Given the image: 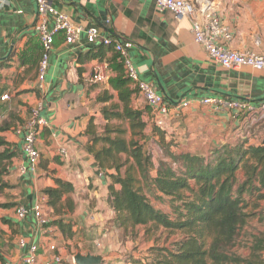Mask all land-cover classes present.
Segmentation results:
<instances>
[{"label":"crops","instance_id":"obj_1","mask_svg":"<svg viewBox=\"0 0 264 264\" xmlns=\"http://www.w3.org/2000/svg\"><path fill=\"white\" fill-rule=\"evenodd\" d=\"M3 1L4 6L0 7V264H23L28 249L20 247L21 238L28 245H38L37 264H46L60 250L67 249L71 241L64 239L57 225L39 226L32 216L18 218V207L40 204L52 221V210L46 205L43 190L55 185L54 178L70 181L75 186L70 196L76 209L68 218L74 222L78 239L94 240L99 245L96 235L106 224L110 228L105 229L104 236L113 232L114 211L107 203L110 178L99 176L101 169L86 148L91 138L89 126L101 134L107 125L130 129V122L103 112L119 102L118 93L110 84V78L115 76L108 63L112 51L91 49L84 33L76 44H68L59 33L54 43L44 48L39 34L29 31L37 22L36 0ZM211 1L212 9L231 31L233 38L227 46L264 54V0ZM54 2L76 27L86 29L97 25L104 35L124 42L143 79L169 102L171 113L167 117L153 111L137 94L131 102L134 109H147L143 115L146 134L160 154L159 135L153 132L155 126L166 131L167 140L174 141L173 152L205 158L223 145L235 144L243 138L255 144L263 140L264 127L246 113L238 114L201 101L218 96L261 104L264 71L243 67L229 73L218 65L206 64V51L195 40L190 18L175 20L170 11L159 9L156 0ZM42 52L50 54L53 69L41 84L38 62ZM102 69L107 78L95 81L96 72ZM107 91L114 97L100 100L107 96ZM5 94L9 98L2 100ZM184 102L190 106L182 108ZM39 103H43V114L49 119V126L38 136L42 159L35 170L23 173V139L16 130ZM161 119L163 125L158 124ZM61 148L67 149V156L60 154ZM87 252L103 254L92 249ZM64 264L73 263L65 260Z\"/></svg>","mask_w":264,"mask_h":264},{"label":"trees","instance_id":"obj_2","mask_svg":"<svg viewBox=\"0 0 264 264\" xmlns=\"http://www.w3.org/2000/svg\"><path fill=\"white\" fill-rule=\"evenodd\" d=\"M108 63L115 73L110 84L119 102L103 112L128 120L130 129L107 125L99 134L89 126L91 138L86 148L110 178L107 203L114 211L111 227L132 239L139 227H145V233L151 236L160 233L146 258L132 257L129 263L264 264L263 239L257 240L248 257L232 251L251 216L249 206L258 208L264 200V138L259 144L243 138L205 158L173 152L174 141L167 140L166 131L155 126L153 132L159 135L163 153L156 163L145 148L147 122L143 115L147 109L131 106L135 91L130 88L119 54L113 52ZM106 95L100 100L114 97L109 91ZM54 182L43 190L46 205L52 210L49 223L57 225L67 242L74 241L78 233L68 216L76 209L70 196L75 186L61 178H54ZM150 191L168 199L172 211L156 208L148 196Z\"/></svg>","mask_w":264,"mask_h":264},{"label":"built area","instance_id":"obj_3","mask_svg":"<svg viewBox=\"0 0 264 264\" xmlns=\"http://www.w3.org/2000/svg\"><path fill=\"white\" fill-rule=\"evenodd\" d=\"M157 6L163 11H170L177 21L185 18L192 20V31L196 42L201 44L205 51L206 57L204 62L208 65H218L226 72L234 73L240 71L243 67H250L257 71H264V54L254 50L241 51L232 49L227 43L232 40L230 29L223 23L221 15L212 9L211 0H156ZM4 1L0 0V7L4 6ZM37 22L29 28V31H35L39 34L40 40L47 48L54 43L57 34H63L68 44H76L82 33L85 34L86 44L91 49H100L118 53L123 60L126 72L130 78V88L135 94L141 96L143 100L157 114L167 117L171 113V106L163 94L158 92L142 77L138 68L130 58L129 47L119 39L106 36L102 33L97 25H92L86 29L76 27L71 17L57 8L54 0H36ZM51 22L53 23L50 27ZM53 69L48 52H42L38 62V81L43 83L47 74ZM107 78L104 69L98 70L94 76L95 81H104ZM9 98L8 94L1 96L2 100ZM202 104H212L218 108L228 109L238 114L246 113L257 124L264 126V102L254 105L250 102L230 99L225 100L218 96L204 98ZM190 106L189 102L182 103V108ZM44 105L39 103L31 110L30 117L26 122L17 128V133L22 135L23 144L22 152L25 158V164L21 166V171L35 170L40 159L41 152L38 148V136L42 129L49 126L48 117L43 114ZM90 119H87L89 121ZM159 125L164 124L161 119ZM60 154L67 156L68 151L61 148ZM104 172L99 173L104 177ZM17 216L20 219L34 217L39 226L49 224V219L43 213L40 204H35L31 208L24 206L18 207ZM21 248L28 249L23 258V264H37L38 245L33 243L28 245L24 238L19 240ZM5 264H13L6 262ZM46 264H64V259L56 255L54 259Z\"/></svg>","mask_w":264,"mask_h":264},{"label":"rangeland","instance_id":"obj_4","mask_svg":"<svg viewBox=\"0 0 264 264\" xmlns=\"http://www.w3.org/2000/svg\"><path fill=\"white\" fill-rule=\"evenodd\" d=\"M152 141L153 140L147 136L146 150L153 154L155 158L154 160L157 163L163 153H159L157 146H155L156 149L152 146ZM159 147L161 148L160 145ZM148 196L156 208L167 213L172 211L168 199H160L158 198V195L151 193V191L148 192ZM248 213L251 214V216L247 224L240 230L236 244L232 249L234 253L243 257H248L251 254L252 248L254 244L257 243L258 239L264 240V200L259 203L258 208L253 209L252 206H249ZM44 215L47 216L45 212ZM108 227L106 224V227L99 231L96 235L98 237L99 245L96 244L94 240L91 242H84L77 237L74 241H71V243L67 245V249L60 250L57 255H60L64 261L70 260L73 264H75L73 257L76 253H86L89 249H92L105 255L107 259L106 264H130L129 261L132 257L146 258V256H148L149 248L155 243V241H157V237L160 235V233H158L155 236H151L145 233V227H139L137 230L138 235L135 239L125 236L119 229H113L112 233L104 236L105 229ZM175 237L176 236H173L172 240ZM160 243L162 245L165 242L163 240L160 241ZM165 245L168 244L166 243ZM262 254H264V249Z\"/></svg>","mask_w":264,"mask_h":264},{"label":"water","instance_id":"obj_5","mask_svg":"<svg viewBox=\"0 0 264 264\" xmlns=\"http://www.w3.org/2000/svg\"><path fill=\"white\" fill-rule=\"evenodd\" d=\"M75 264H106V257L98 253L78 252L73 257Z\"/></svg>","mask_w":264,"mask_h":264}]
</instances>
